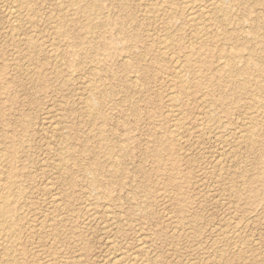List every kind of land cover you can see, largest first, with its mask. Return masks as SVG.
<instances>
[{"label": "rangeland", "instance_id": "1", "mask_svg": "<svg viewBox=\"0 0 264 264\" xmlns=\"http://www.w3.org/2000/svg\"><path fill=\"white\" fill-rule=\"evenodd\" d=\"M89 1L31 0L28 7L0 0V158L15 156L26 187L18 264H264V148L249 147L245 135L249 126L264 128V0L247 2L250 15L261 17L260 58L249 74L236 76L244 84L221 86L211 84L218 47L202 50L207 67L183 62L185 48L196 44L181 19L172 33L178 61L151 45L167 33L163 15L144 21L139 0H94V24L86 30ZM14 7L16 31L7 15ZM234 7L232 20L245 8ZM122 29L138 33L139 42ZM241 37L227 46H239ZM243 60L231 62L240 68ZM191 68L208 84L199 91L188 84L181 112L171 111L176 75L190 79ZM92 95L101 101V118H89ZM218 97L227 100L213 104ZM205 105L219 136L198 129ZM50 223L48 230L43 224Z\"/></svg>", "mask_w": 264, "mask_h": 264}, {"label": "bare ground", "instance_id": "2", "mask_svg": "<svg viewBox=\"0 0 264 264\" xmlns=\"http://www.w3.org/2000/svg\"><path fill=\"white\" fill-rule=\"evenodd\" d=\"M18 1L21 2L22 4L25 3L29 7L31 0H21V1L18 0ZM16 2H15V4H16ZM74 2H75V0H72V3H74ZM247 2H248V0H139L140 8L143 11V16H144L143 20L144 21H149V22L155 21V20H157L159 15H163L162 17L165 19L164 28L168 34L165 33L166 35H163V36L157 38V40H154L151 43V45L159 51L158 52L159 56H163V53H165V54L170 55V57L177 58L178 61L180 60V57L183 56L184 60L183 59H181V60H183V62H185V64H188L189 66H191L192 61L195 60V61L201 62L203 65H205L207 67L210 63V60H206L205 57H203L202 50H208L207 47L212 46V45L218 47L219 53L217 54V59H216L217 63L213 69L216 72L214 74L215 80H213V82L211 80V84H218L219 86H221L222 84H227V83L244 84V82H239V83L236 82L235 81L236 76H238L239 74H244V75L249 74V66L256 63V60H258L260 58L262 48L260 49V47H258L257 42H255V41L258 38L257 30L260 29L262 26V23L260 20L261 17L259 14L254 16V17L250 15V7L247 5ZM17 4H18V2H17ZM235 4L236 5L241 4L245 8H244L243 12L240 13L239 16L235 20H232L233 7ZM19 5H18V7H19ZM86 6L90 10H87L88 20H87L85 29L90 30L91 27L93 26L92 23L94 22V18H93L94 13H92V11H95V8H96L95 1L90 0L86 4ZM16 7H14L13 10H10L7 14L9 19H11L12 25L14 27V28L12 27L13 29L11 28V30H15V31L18 27H20V24H19L20 15H19V10ZM64 9H66V8H64ZM7 11H8V9H7ZM26 17H27V15H26ZM7 19H6V21H7ZM179 19L182 20L183 24L191 27V29L193 30V36H194V40H195L194 42L197 45V46L196 45L187 46L185 48L186 50L183 51L182 56L178 55L177 52H175V49H174L175 38H174V35L172 34V33L176 32L180 29V28H178V26H176V23L178 22ZM9 23H11V22H9ZM108 23H111V22L109 21ZM121 31H122L124 38L131 41L132 44L136 43L137 41L139 42L140 36L138 33H136V32L135 33H128L127 31L125 32L123 29ZM9 32H12V31H9ZM240 32L243 34L245 40L241 37L242 42L239 44V46H237V47L227 46L229 38L232 36H234V37L240 36L241 35ZM31 34H33V33H31ZM206 34H211L212 40L210 42L204 41V37ZM14 35H13V37H14ZM63 35H65V32H59V36H63ZM4 36H5V34H4ZM16 36H17V33H16L15 37ZM14 38H13V40H14ZM16 39H18V38H16ZM8 42H9V40H8ZM50 42H51V40H50ZM28 43L32 44L31 41H28ZM251 43H254V44H251ZM55 47H56V45H55ZM14 49L18 50V48H14ZM55 57H57V56H55ZM234 58H243L244 59L242 61L243 62L242 67L237 68L238 65L236 63L231 62V60ZM14 61H16V60H14ZM180 65H178V66H180ZM179 68H181V67H179ZM175 69H177V68H175ZM189 71L191 73L190 79H185L184 76L181 74V72L177 71V73L178 72L179 73L176 75L175 84H179V91L177 93H174L172 91L169 92L170 101L172 103L170 104V107L169 106L168 107L171 109V111H180L181 112L180 109H181V105H182V99L187 94L186 92H187L188 84H197L196 89L198 88L197 89L198 91L200 90L199 89L200 84H208L207 82H205L206 80L202 79L199 72H197L195 69L191 68V69H189ZM88 84H90V83H88ZM245 84H248V82L245 81ZM239 86L242 89L246 88V86L245 87L241 86V85H239ZM2 88L4 89V87H2ZM95 89H97V88L95 87ZM226 98L227 97L214 98L212 102H213V104L220 105L221 103H224L227 100ZM205 103H206V101H205ZM186 104H185V106H186ZM253 104L255 106H257V104H260V101L257 99H254ZM86 105H87V107L89 106V109H90L89 110V118H96V117L101 118V117H103L101 114V110L99 109L101 106V101L99 102L96 97H93V95L91 97H89L86 100ZM210 105H211V103H210ZM183 106H184V103H183ZM205 107H206V109L200 114V116L201 115H203V116L199 120L200 124L198 122V125H199L198 129L202 134L215 135L213 137L219 136L220 126L215 124V122L211 123L212 122V120H211L212 119L211 118V109H209L207 105H205ZM50 120H52V118ZM46 121H49V120H46ZM55 124H56V122H55ZM222 124H223V122H222ZM246 125H247V123H246ZM173 126L177 129V127H178L177 122ZM249 127L250 128H248V130L245 133V135L247 136L246 139H248V146L254 147L257 145H261L264 148V128H262L261 130H258L254 126H249ZM217 129L219 130V132L217 131ZM171 130H172V127H171ZM189 132H190V130H189ZM177 137H179V136H177ZM223 137H225V136H223ZM108 140H109V138H108ZM113 145L112 146L115 147L116 149L120 148V146H118V145L115 146L116 144H113ZM48 146H49V144H48ZM51 147H49V148H51ZM52 148H54V147H52ZM47 150H50V149H47ZM55 150H56V148H55ZM55 150H54V152L58 151V150L57 151H55ZM67 152H69L70 158H71V156L74 155L73 151L70 149H69V151L67 150ZM150 154H151V152H150ZM154 156H155V154H154ZM234 157H236V156H234ZM156 161L160 165V162H161L160 158L157 157ZM258 161H259V164L264 165V154L258 155ZM14 162H15V156H13V155L9 158V160L8 159L6 160V158L5 159L0 158V256L3 260L2 261L3 264H18V261L16 259V254H17V251H19L18 247H20V245H21L20 235H21V229L23 226L22 224H23L24 215H25L24 210L26 208L25 207L26 203H24V197L26 194V187H24V184L22 183V177H21V175H23V174L21 172V168L16 166ZM58 169L63 173V176L66 179H68L67 178L69 175L68 174L69 173L68 167H66V165H60L58 167ZM246 169H248V168H246ZM218 170H220V169H218ZM79 171L84 176L91 174V170L87 167L82 168L80 166ZM218 173H220V172H218ZM260 175H262L264 177V167L260 170V173L258 176H260ZM67 181H71V180L69 179ZM89 185L93 188L98 186V181L95 177H93V175L89 179ZM42 188H43V186H42ZM54 195H56V194H54ZM54 195H53V197H54ZM51 197H50V199H51ZM53 205H55L57 209L61 208L60 200L58 198L54 197L52 207H53ZM62 206H64V205H62ZM106 207H107V205L105 206V208ZM49 210H51V208ZM44 215H43V218H44ZM57 216H59V215H57ZM31 218H33V217H31ZM53 219H54V216H53ZM42 221H44V220H42ZM49 222H51V221H48V223ZM43 225L45 227H47L48 230L51 228L52 229L54 228L53 227L54 225L51 223L47 224V225H45V224H43ZM44 226H42V227H44ZM27 229H30V228H27ZM234 234H237V233L235 232ZM47 236H49V235H47ZM51 237H53V236H51ZM48 238H46V239L48 240ZM49 239H51V238H49ZM137 241L139 242L141 240H137ZM50 245H51V243H50ZM48 247H49V245H48ZM136 248H138V247H136ZM54 249H55V247H54ZM114 249H116V247ZM53 251L54 250H52V252ZM115 254H116V252H115ZM53 256H55V255H53ZM136 256L137 255L135 254V257ZM218 260H219V258H218ZM37 262H36V264H37ZM64 262H65V260H64ZM71 264H73V262ZM125 264H133V260H130L127 263L125 262Z\"/></svg>", "mask_w": 264, "mask_h": 264}]
</instances>
